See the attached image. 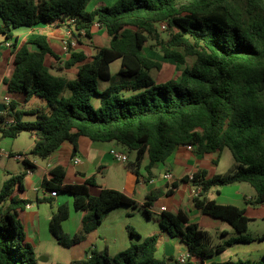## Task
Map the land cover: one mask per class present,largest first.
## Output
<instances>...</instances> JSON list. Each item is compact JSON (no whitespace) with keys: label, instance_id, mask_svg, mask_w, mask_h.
<instances>
[{"label":"trees","instance_id":"obj_1","mask_svg":"<svg viewBox=\"0 0 264 264\" xmlns=\"http://www.w3.org/2000/svg\"><path fill=\"white\" fill-rule=\"evenodd\" d=\"M91 0H0V37L10 42L15 54L14 72L5 79L12 94H20L26 102L40 98L47 109L25 111L16 102L4 105L0 115V143L16 139L23 132L36 137L29 156L47 160L65 142L73 145L85 137L93 142L116 143L136 153V161L128 167L138 174L146 157L152 172L158 163H165L179 147H193L198 156L222 153L228 149L236 166L225 175L209 177L206 170L174 183L167 191L152 192L140 205L118 190L103 187L93 196L95 178L83 185L65 184L66 169L50 172L43 189L73 200V209L84 213L81 229L74 235L63 224L70 218L68 203L60 205L50 220V232L66 248H73L88 238L115 209H149L161 197L172 196L183 183L195 191V207L202 214L228 223L239 235L214 247L209 234L191 223L183 211L163 213L162 232L142 241L134 228L128 227L131 245L111 256L108 248L89 251L84 259L70 264H204L227 248L247 242L251 219L238 207L220 205L209 192L239 183L255 189L254 205L264 204V0H119L114 6H100L88 11ZM167 22L178 32L169 40L161 37L159 27ZM104 28L110 38L109 47H96L92 56L86 50H73L70 58L61 60L47 36L40 35L21 47L15 30L41 24L64 27L79 44L81 38L93 40L95 24ZM168 30V31H169ZM150 40L156 43L163 58L185 67L180 82L157 84L151 76L161 71L163 61L146 54ZM35 46L38 50H32ZM51 56L60 63L57 73L46 65ZM195 60L188 66V58ZM121 61L120 75L133 78L131 89L140 93L123 98L125 87H110L101 93L98 82L112 79L111 65ZM78 68L75 79L61 73ZM66 89L71 91L64 96ZM101 98L95 109L92 99ZM33 115L35 121H26ZM15 124L4 126V122ZM26 166L29 162L23 160ZM139 175V174H138ZM25 174L11 176L0 190V264H39L34 247L28 243L20 220L32 202L20 195L26 191ZM55 197L38 204H52ZM180 237L191 258L185 263L170 257L157 258L163 235ZM139 240V242L135 240ZM192 259L198 260L194 263ZM211 264H264V256L256 261L229 260Z\"/></svg>","mask_w":264,"mask_h":264},{"label":"crops","instance_id":"obj_2","mask_svg":"<svg viewBox=\"0 0 264 264\" xmlns=\"http://www.w3.org/2000/svg\"><path fill=\"white\" fill-rule=\"evenodd\" d=\"M98 30L96 27L93 28V43L95 36H99ZM103 30L106 31L104 28ZM40 35L47 36L54 52L61 59L68 60L70 58V56L62 54V51H64V41L67 39L66 28L41 24L32 28L22 27L15 30V37L18 38L20 47ZM106 41L110 44V38ZM101 47L109 46L104 45ZM31 49L38 50L35 46H31ZM14 58L15 54L11 43L5 42L0 37V106L6 105L5 98H9L11 102H16L19 105V109L33 111L37 108L35 106L31 109L24 108L28 103L25 97L20 94H12L5 84V79H10L13 75L15 69ZM56 64L57 61L53 57H46V65L51 67L55 74L58 69ZM77 71L78 68L74 67L71 70L65 71L64 74L61 73V75L65 76L69 73H74L76 76ZM29 116L34 117L30 121H35V116L28 115L26 117ZM26 117L25 120L28 121ZM21 135L16 139L8 138L12 140L11 142L2 141L0 143V149L5 151L6 154L11 155L10 157L0 159V190L5 180L9 177L26 175L24 180L26 191L20 197L23 200L31 201L32 204L29 205L30 208L19 212V218L24 226L27 241L34 247L36 254L44 245L51 243L54 239L50 232V220L60 205L68 203L71 208L70 218L63 224L64 230L74 235L82 227L84 213L73 209L71 197L58 196L54 198L52 204H38L39 200L51 198V194L43 189V182L45 179L50 178V172L56 167L62 166L66 169L65 184L83 185L89 179L95 178L96 186L91 187L93 196H99L102 188L105 187L123 192L140 205L146 202L147 196L152 192L167 191L171 189L174 183H179L186 177L191 178L199 170H206L209 177L225 175L231 171H220L223 152L201 157L195 151H190L184 146L177 148L165 163L156 164L152 172L146 170L149 164V158L146 157L138 171V175L128 167L133 163L130 157L127 163H121L114 159L111 151H118L116 143L93 142L85 137L80 138L78 142V153L76 156L73 154V145L65 142L50 158L40 162L41 160L29 156L35 145L36 137L31 135L32 142L27 149H24L17 144ZM122 153L128 155L124 151ZM15 155L24 156L31 166L28 167L23 161L16 160L14 158ZM75 158H80L81 163L74 164ZM12 159L18 164L22 163L25 170L19 171L11 168ZM166 174H171L173 179L171 181L166 180L164 178ZM194 196V187L190 183H183L172 196H163L155 202L154 206L149 209L151 217H147L142 209L121 207L113 210L106 217L103 224L88 236L86 241L70 248L72 261L84 259L87 253L95 248L98 250L108 248L111 256H115L126 250L131 245L128 227L135 229L141 236L140 241L160 234L162 232L160 220L163 213L177 214L183 211L191 223L198 224L202 230L209 234L214 247L239 237L228 223L202 214L194 205ZM208 196L220 205L235 206L244 210L247 217L251 219V222L248 233L245 235L248 240L247 242L238 243L227 248L223 253L205 261L204 264L226 262L229 260L238 261L242 260V257H246L247 260L252 261L261 259L264 256V233L253 237L251 224L252 222L264 221V204L254 205L257 198L255 189L247 183H239L222 188H214L209 192ZM214 234L219 237L218 243L213 241ZM135 241L139 242L137 239ZM177 254L179 256H176ZM188 254V247L180 237H171L163 233L158 244V259L163 260L174 257L179 260ZM42 261L46 262L48 260L43 259ZM192 261L198 263L196 259H192Z\"/></svg>","mask_w":264,"mask_h":264},{"label":"rangeland","instance_id":"obj_3","mask_svg":"<svg viewBox=\"0 0 264 264\" xmlns=\"http://www.w3.org/2000/svg\"><path fill=\"white\" fill-rule=\"evenodd\" d=\"M118 1L119 0H91L87 6V10L91 12L100 6L112 7ZM100 30H103V28L98 30L99 36H95L94 43L88 39H85V37H83L81 38V41L83 43L82 45V44H79L75 39H73L72 37L68 35H67L66 40L67 42L72 41L71 47L73 48L74 51L75 50L76 51L86 50L90 54V56H92L96 53V47H101L104 45L110 46V44H108V42L106 41L109 38L106 35V31L104 30L100 31ZM159 31H160L161 37L164 40H169L171 35L176 34L178 32L176 29H170L169 31L163 32L161 31L160 27H159ZM145 50H146V54L149 57L163 61L164 63V68L161 71L153 70L151 72V76L157 81V84L161 85L169 81H174V82L181 81L182 72L184 71L185 67L165 60L161 54V50L156 46V43L153 40H150L148 42ZM71 51L72 50L69 47L68 51L64 50L62 51V54L65 56H70ZM194 62L195 60L193 58L191 57L188 58V66L190 67L193 66ZM56 67L60 68L59 61L57 62ZM120 71H121V61L118 60L112 63L111 65L112 79L109 81L100 80L98 82V91L101 93L102 91L110 87H117V88L125 87V89H123V91L120 93V96L123 98H128V97H131L133 95L140 93L141 91L135 92L131 89V85L134 79L121 76ZM62 74H64V72ZM65 77L68 78L69 80H73L75 79V74L69 73L65 75ZM70 95H71V91L69 89H66L64 92V96L69 97ZM92 105L95 109H99L101 106V98L99 96H95L92 99ZM34 106L35 108H39V109H47V103L44 100L40 98H36V97L32 98L31 102H28L26 104V107L24 108L31 109ZM26 118L28 121H30L34 117L29 116ZM3 141L11 142L12 140L5 139ZM31 142H32L31 134L29 132H23L21 137L18 139L17 144L18 146H21L22 148L27 149L28 146L31 144ZM117 148H118V151L116 150L117 152L122 153V151H124L125 153L129 155L127 156L128 158L130 157V160L132 162L136 161L135 152H130L129 150L125 149L124 147L120 145H118ZM40 162H42V160ZM235 166H236V162H235V159L232 153L228 149H225L223 151V159H222L220 171H229V170H232ZM11 168H13L14 170L17 169L19 171L25 170L24 165L22 163L18 164L17 162H15L14 159L11 160ZM138 230L140 229L138 228ZM251 230L253 232L252 233L253 237H255L257 234H263L264 233V221L252 222ZM218 240H219V237L216 234H214L213 241L215 243H218ZM176 256H179V254H177ZM37 258H38L39 264H70L72 261V252L69 248H66L60 245L54 238L51 243H47L46 245L43 246V248L40 251L37 252ZM43 259H47L48 261L46 262L42 261ZM242 260H247V258L242 257Z\"/></svg>","mask_w":264,"mask_h":264},{"label":"built area","instance_id":"obj_4","mask_svg":"<svg viewBox=\"0 0 264 264\" xmlns=\"http://www.w3.org/2000/svg\"><path fill=\"white\" fill-rule=\"evenodd\" d=\"M94 27L101 29V26H100L98 23L95 24ZM160 29H161V31H163V32L168 31V30H169V25H168V23H167V22H163V23L160 25ZM67 35L71 37V34H70V32H68V31H67ZM71 45H72V43H71ZM69 47H70V46H69V42H67V40H65V41H64V50L68 51V48H69ZM5 101L7 102L6 105H9V104L11 103V101H10L9 98H5ZM1 113H2V112L0 111V115H1ZM12 124H15V120H14V119L4 122V126H10V125H12ZM187 148H188L190 151H194L193 147H191V146H188ZM111 154H112V156L114 157V159H115L116 161H118V162H121V163H127V162H128V156L125 155L124 153H119V152H117L116 150H112V151H111ZM10 156H11L10 154H8V153L6 154L5 151H3V150L0 149V159L3 158V157H10ZM14 158H15L16 160H18V161H23V160H25V157L22 156V155H15ZM80 163H81V159H80V158H75V159H74V164L77 165V164H80ZM164 178H165L166 180L171 181V180L173 179V176H172L171 174H166V175L164 176ZM192 178H193V176L191 177V179H192ZM199 191H200V189H198L197 191H195V195H196L197 192H199ZM51 196H52V197H56V193H51ZM28 208H30V206H27V209H28ZM190 258H191V255H190V253H189L187 256H183V257H181V258L179 259V261H180L181 263H185V262L188 261Z\"/></svg>","mask_w":264,"mask_h":264},{"label":"water","instance_id":"obj_5","mask_svg":"<svg viewBox=\"0 0 264 264\" xmlns=\"http://www.w3.org/2000/svg\"><path fill=\"white\" fill-rule=\"evenodd\" d=\"M5 109H6V108H5L4 105L0 106V111H1V112H3Z\"/></svg>","mask_w":264,"mask_h":264}]
</instances>
